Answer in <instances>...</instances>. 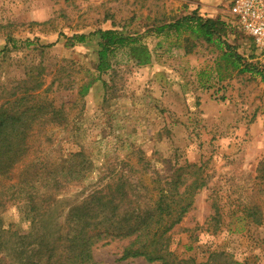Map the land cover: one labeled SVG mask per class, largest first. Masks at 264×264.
<instances>
[{"label":"rangeland","instance_id":"rangeland-1","mask_svg":"<svg viewBox=\"0 0 264 264\" xmlns=\"http://www.w3.org/2000/svg\"><path fill=\"white\" fill-rule=\"evenodd\" d=\"M231 1L0 0V104L20 95L19 82L28 78L26 87L41 84L49 104L43 114L60 112L34 124L22 164L0 177V256L14 257L13 247L37 236V222L62 231L70 206L95 191L117 189L149 203L187 163L200 171L185 186L196 177L205 184L192 191L189 211L169 234L172 259L264 264V81L257 75H264V56L228 14ZM194 11L223 22L222 40L257 73H238L224 49L203 40H192L186 54V32L153 33ZM108 29L137 38L148 60L139 63L138 51L120 48L110 57L112 68L97 78L98 37L90 34ZM75 34L86 40L67 46ZM71 167L83 178L55 188L54 201L37 197L31 207L27 198L17 199L25 176ZM247 209L259 223L243 218ZM127 243L100 242L93 260L162 264L120 261Z\"/></svg>","mask_w":264,"mask_h":264},{"label":"trees","instance_id":"trees-1","mask_svg":"<svg viewBox=\"0 0 264 264\" xmlns=\"http://www.w3.org/2000/svg\"><path fill=\"white\" fill-rule=\"evenodd\" d=\"M225 24L218 19L204 18L195 11L173 22L161 24L153 29L156 35L167 33L186 32L185 53H190L194 47L192 40H203L205 43H213L219 50H225L223 57L231 63L238 73H254L256 70L250 64H246L240 54L235 51L225 40L222 34ZM92 35L98 37L97 63L95 70L97 78L100 74L112 68L110 57L120 48L130 51H138L141 58L139 63L144 64L149 58L146 46L142 45L134 37H125L114 29L97 30ZM67 46H73L76 42H84L86 36L75 34L66 38ZM12 41V40H9ZM53 44L43 46L52 47ZM257 73V72H255ZM264 81V75L257 73ZM30 79L21 82L23 87L20 95L13 94V100L0 104V177L7 178L10 172L22 164L26 157V138L33 131L35 123H43L44 117L59 115V111H53L46 116L45 102L38 92L41 84L33 81V86L26 85ZM89 84L83 85L79 90L80 97L88 91ZM48 115V116H47ZM35 124V125H34ZM78 168L71 167L68 170L61 169L48 171L40 176L27 175L15 189L17 199L27 198L31 207L34 200L43 198L44 202H52L55 197V188L63 186L75 179H82L83 174ZM200 168L196 165L185 163L177 170L178 174L168 182L169 188L165 191H157L149 197V203L143 200H133L129 192L117 189L102 193L95 191L88 195L81 204H73L66 213L62 225L63 230L51 229L44 223H36L34 232L37 236L29 240V236L19 242V247H13V256H0V264H98L93 260V247L103 242L107 244L113 240H127L123 247L119 260L131 258H143L147 263L160 262L162 264H190L189 262L172 259L169 250V234L171 230L182 220L191 207L192 191L202 187L205 182L202 177H196L190 186L185 184L199 174ZM36 181H41L35 186ZM185 186V187H184ZM184 187L183 190L181 188ZM44 192L40 194V190ZM243 218H250L254 223H259L258 214L252 209L245 210ZM13 246V242H10ZM17 245V244H16ZM31 248H38L37 253H31ZM27 249H29L27 251ZM24 250V252H23ZM26 251V252H25ZM35 254V255H34Z\"/></svg>","mask_w":264,"mask_h":264},{"label":"built area","instance_id":"built-area-1","mask_svg":"<svg viewBox=\"0 0 264 264\" xmlns=\"http://www.w3.org/2000/svg\"><path fill=\"white\" fill-rule=\"evenodd\" d=\"M228 14L264 56V0H232Z\"/></svg>","mask_w":264,"mask_h":264}]
</instances>
